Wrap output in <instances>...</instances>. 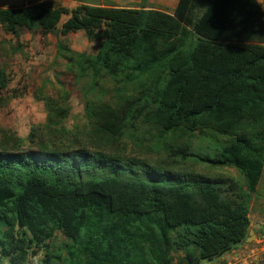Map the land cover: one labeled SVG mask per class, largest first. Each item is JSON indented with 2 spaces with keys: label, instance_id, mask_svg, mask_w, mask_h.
<instances>
[{
  "label": "trees",
  "instance_id": "16d2710c",
  "mask_svg": "<svg viewBox=\"0 0 264 264\" xmlns=\"http://www.w3.org/2000/svg\"><path fill=\"white\" fill-rule=\"evenodd\" d=\"M106 3L0 8L7 35L83 31L99 47L89 55L59 43L67 71L91 80L85 124H67L71 105L61 92L43 97L46 122L26 138L0 128V264H27L40 250L42 264H203L246 243L264 172L262 6L179 0L169 14L147 9L148 0L140 8ZM11 82L0 67L1 107ZM101 84L113 90L110 101L89 100ZM153 131L219 136L221 150L199 159L236 169L245 184L175 171L178 160L195 159L189 145L163 142L159 170L107 153L121 138L141 149ZM89 146L101 150L89 154ZM173 174L181 180L172 182Z\"/></svg>",
  "mask_w": 264,
  "mask_h": 264
},
{
  "label": "rangeland",
  "instance_id": "374dc122",
  "mask_svg": "<svg viewBox=\"0 0 264 264\" xmlns=\"http://www.w3.org/2000/svg\"><path fill=\"white\" fill-rule=\"evenodd\" d=\"M202 10L203 6L198 5L196 15L199 16ZM55 39L54 36L43 39L38 34L26 32L20 38H11L13 45L17 46V52L10 51L8 54H0V67L6 69L12 78L9 86L10 93L8 94V97H11V99L6 107L0 106V128L12 130L23 139L29 135L30 131L28 127L24 126L23 122L18 123L15 109L18 104L22 103V98L26 96L35 97L37 100L42 101L43 97L49 95L57 96L58 93L66 92L69 95V103L71 105V114L67 119V124L69 126H78L86 123L85 107L87 98L85 94L91 88V80H80L77 73L72 74L67 71L69 62L67 59L56 55ZM69 39V42L68 40L63 42H66L70 48L71 46H77L78 49L87 54H89V51L93 52V46L91 43L89 44L84 34L72 36ZM74 51H77V49H74ZM97 89L94 93H90L89 100L99 98L110 101L113 90H107V86L104 84H101ZM103 92L105 93L103 94ZM45 122L46 119L42 118V122L39 124H44ZM39 124H32L30 130L33 126ZM140 130L142 131L143 128L140 127ZM218 137L211 133L200 134L198 132L194 134L186 132L170 133L167 136H163L162 133L153 131L142 141L143 145L141 149L133 145L131 140L121 138V146L114 147L116 151L107 150V153L119 156L122 164L125 165L131 160H136L140 162V165H146L150 169L153 167L159 170L157 169L156 161L158 159H167L165 152H162V154L157 153L158 147L163 146V142L175 143V146L178 145L180 147L189 145L188 153L195 155V159L178 160L177 162L180 165L177 166L181 167H175V171H180L183 175L195 173L205 179L214 181L228 180L244 185V178L236 169L213 166L200 160L201 157H213L217 151L221 150L222 139ZM175 138H180V141L177 143L176 141L172 142ZM100 150L99 148L89 146V154L99 152ZM135 172L142 178H150V175H146L142 168H135ZM165 172L159 171L157 174L162 175ZM171 178L172 182L181 180L179 175L176 174H173ZM250 208L251 228L255 229V231L256 229H260L258 239L253 242L249 241L248 244H241L239 250L235 248L236 251L232 254L230 260L222 261L220 259L218 262L206 264H264V255L260 252V243L264 242V177L258 192L253 195ZM58 238L61 242H68L60 234ZM39 253L42 254L43 259L44 250H40Z\"/></svg>",
  "mask_w": 264,
  "mask_h": 264
},
{
  "label": "crops",
  "instance_id": "0c3cea01",
  "mask_svg": "<svg viewBox=\"0 0 264 264\" xmlns=\"http://www.w3.org/2000/svg\"><path fill=\"white\" fill-rule=\"evenodd\" d=\"M43 1H47V0H9V2H7V0H0V8H4V9L25 8L29 5L36 4L39 2H43ZM58 1L62 2V4L70 10H73V9L77 8L78 6L83 5V4H90V5L99 4V5L105 6L107 4L106 1L112 2L115 6H117L119 8H127V7L140 8L141 2H142V0H58ZM258 2L260 3V5L262 6V8L264 10V0H258ZM178 3H179V0H148L146 7H147V9H150L153 7V8H156L157 10H161V11H164L166 13L172 14L175 11V9L177 8ZM68 18H69V16H65L63 18L62 23L59 26V28H61L62 24L65 21H67ZM80 34L85 35V32L81 31L78 33L70 34L68 37H62L59 34V31H57L53 34L48 35L47 37H43V39L51 38L52 36H54L56 38L55 39L56 42H54V46L56 45V55L58 56L59 43L63 42V41H67V40L69 42L70 37H72V36L74 37V36L80 35ZM13 37L14 36H12V35L5 34V32H3L2 28L0 27V54L1 53L8 54L10 51H13V52L16 51L17 52V46H14L12 43V40H11V38H13ZM65 44H67V43H65ZM89 44H90V42H89ZM91 45L93 46V52L89 51V55H96L99 51V47L97 44L91 43ZM70 49L72 51H74V49L75 50L77 49V51H75V52L80 51L79 53H85V52H82L80 49H78L77 46H74V47L71 46ZM263 177H264V172H263L261 182L263 180ZM261 182L257 188V192L260 188ZM244 183H245V179H243V184ZM250 219H251V216H250ZM259 234H260V229H256V231H255V229L250 228L246 243L248 244L249 241L253 242V241L257 240L259 237ZM240 247L241 246L239 245L236 247V249L239 250ZM236 249L233 250L232 252H230L229 254H226L225 256H223L221 258L222 261L230 260L232 257V254L235 253ZM214 262H218V260L217 261L204 262L203 264L214 263Z\"/></svg>",
  "mask_w": 264,
  "mask_h": 264
},
{
  "label": "clouds",
  "instance_id": "9594fccd",
  "mask_svg": "<svg viewBox=\"0 0 264 264\" xmlns=\"http://www.w3.org/2000/svg\"><path fill=\"white\" fill-rule=\"evenodd\" d=\"M46 114L47 109L44 102L30 96L22 98V103L18 104L15 109L18 123L23 122L24 126L29 128V131L32 124H39L42 122V118L46 119ZM27 264H42V254L31 255Z\"/></svg>",
  "mask_w": 264,
  "mask_h": 264
},
{
  "label": "built area",
  "instance_id": "2783aa9c",
  "mask_svg": "<svg viewBox=\"0 0 264 264\" xmlns=\"http://www.w3.org/2000/svg\"><path fill=\"white\" fill-rule=\"evenodd\" d=\"M261 249L260 252L264 255V242L260 243Z\"/></svg>",
  "mask_w": 264,
  "mask_h": 264
}]
</instances>
